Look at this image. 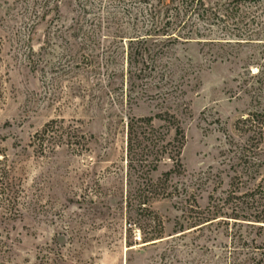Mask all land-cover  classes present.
Returning <instances> with one entry per match:
<instances>
[{
	"label": "rangeland",
	"instance_id": "1",
	"mask_svg": "<svg viewBox=\"0 0 264 264\" xmlns=\"http://www.w3.org/2000/svg\"><path fill=\"white\" fill-rule=\"evenodd\" d=\"M140 1L0 0V264H264V0L144 63Z\"/></svg>",
	"mask_w": 264,
	"mask_h": 264
},
{
	"label": "trees",
	"instance_id": "2",
	"mask_svg": "<svg viewBox=\"0 0 264 264\" xmlns=\"http://www.w3.org/2000/svg\"><path fill=\"white\" fill-rule=\"evenodd\" d=\"M252 1L256 2L258 0H233L229 5L224 7L220 12L219 11L210 12V10L207 8L203 0H141L140 1L141 3H144L148 5L149 7L150 18H151L152 24L149 29L145 30L146 34L133 37V39L130 41L131 45L132 44L141 45V47H139L140 53H138L137 50L135 49V52L133 54L141 55L143 59L142 61L144 63L146 61L145 60L146 57L149 58L151 56L162 53L164 46L159 44L158 40L152 41L151 39H159L160 35H173L172 33H169V30H168L171 28L172 22L179 23L180 27H183L182 29L189 28L188 21L185 22L182 20L189 14L190 15L193 14L197 16L199 20H203L204 15L209 12L213 16L217 14L218 18L222 22L225 20L232 21V24L234 25V22L237 23V22H240L241 20L240 16L238 19L236 18L237 17L236 11L234 12V10L240 7L241 4H244L246 2H252ZM175 29L171 28L172 31H174ZM195 30L196 29H194V25H193L192 28L188 32L184 33V32L179 31V33H181L182 35L181 38L186 41L184 43H187L188 41L193 40L192 37L196 35V33H198V31L196 32ZM149 43H152L154 47H149ZM130 64L132 65V62H130ZM140 72L142 73V69L140 70ZM62 124L64 123H58L57 121H52L49 124H47L46 129L44 131L45 133H43L42 136L41 135L37 136V142H39V144L41 142L42 143L44 142V136L46 132H49V133H53L54 131L61 132L63 134L62 139L65 137V135L66 137H68L69 135L67 136V133L64 129V125ZM146 128L151 130V132H153L151 134V142L153 143L155 147V151H159L163 148L168 149L166 147H161V145L155 144L158 138L155 135V131H154L153 124H152V118H140L139 121L135 119H131L127 123V152H128V160H129L131 169L132 168L134 169L136 165H141L140 163H135L136 160L134 158L137 156V154L134 148L141 147V145L143 144V140L146 139L144 138V133H145ZM140 134H142L143 137L140 138ZM158 153L159 152H156L157 156H158ZM156 167L157 166H154V168ZM165 177H167V175H165Z\"/></svg>",
	"mask_w": 264,
	"mask_h": 264
}]
</instances>
